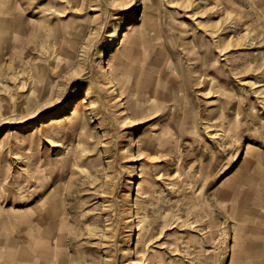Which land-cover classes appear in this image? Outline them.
I'll list each match as a JSON object with an SVG mask.
<instances>
[{"label": "rangeland", "instance_id": "rangeland-1", "mask_svg": "<svg viewBox=\"0 0 264 264\" xmlns=\"http://www.w3.org/2000/svg\"><path fill=\"white\" fill-rule=\"evenodd\" d=\"M263 222L264 0H0V264H264Z\"/></svg>", "mask_w": 264, "mask_h": 264}, {"label": "bare ground", "instance_id": "bare-ground-1", "mask_svg": "<svg viewBox=\"0 0 264 264\" xmlns=\"http://www.w3.org/2000/svg\"><path fill=\"white\" fill-rule=\"evenodd\" d=\"M109 83L108 84H110L111 82L110 81H108ZM91 92L88 90L87 92H86V94L87 95H89ZM82 103H86V100H82ZM78 104H76L75 106H74V108L72 109V111H71V115H72V117H73V119L71 118L70 120H68V122H62V120L61 119H59V118H51L50 120H49V122H47L45 125H44V128H43V130L40 132V133H37L36 134V137H37V139L39 140V137L41 136V133H43V132H47V130L49 129L50 131H51V137L52 138H54V139H58L57 138V136L55 135V134H53V132H55V131H57V130H61L62 129V127L63 126H65V125H68L69 126V128L73 131V132H76V130L79 128V122H81L84 118H83V112L82 111H78ZM68 118V117H67ZM83 122H85V121H83ZM83 125V124H82ZM45 134V133H44ZM43 135V134H42ZM14 136L15 137H17V135L16 134H14ZM32 136L34 137V135L32 134ZM44 137V136H43ZM41 138V137H40ZM32 141H34V139L32 140ZM258 177V176H257ZM141 182L142 181H140L139 183H138V187L140 186V184H141ZM146 192V191H145ZM240 198V197H239ZM226 207V206H225ZM66 210V209H65ZM65 210H64V212H65ZM143 212V208H142V206H139L138 208H137V214H140V213H142ZM18 213H22L21 212V209H17V214ZM261 217V216H260ZM263 217V216H262ZM34 221H36V224H37V227H36V231H37V234H38V231H42L45 235H46V233H45V229L47 228V234H48V227H47V224L45 223V225H46V228H43V224L42 223H44V222H41V211H40V209H38L37 208V211H36V214L34 215ZM44 221V220H43ZM69 221V220H68ZM139 222H143V221H141V220H139ZM264 223V222H263ZM146 224V223H145ZM44 225V226H45ZM71 226V225H70ZM143 228H141L140 230H138L139 231V234H138V239L140 240V241H142V242H144V244H146L149 240H151V233H149V225L147 224V226L146 225H143L142 226ZM264 227V226H263ZM71 228V227H70ZM262 230V229H261ZM257 231V230H256ZM260 231V230H259ZM258 231V232H259ZM143 232H147V234H148V236L147 237H145V238H143V237H141L142 236V234H143ZM243 233V232H242ZM257 233V232H256ZM36 234V235H37ZM238 234H239V232H238ZM66 236V235H65ZM76 238V237H75ZM138 240V241H139ZM62 248V247H61ZM61 251V250H60ZM59 251V252H60ZM57 253H58V251H57ZM62 256V255H61ZM62 258V257H61ZM71 260V259H70ZM74 260H76V259H74ZM79 261V260H78ZM56 262V261H55ZM75 263V262H74ZM60 264V263H59Z\"/></svg>", "mask_w": 264, "mask_h": 264}, {"label": "crops", "instance_id": "crops-1", "mask_svg": "<svg viewBox=\"0 0 264 264\" xmlns=\"http://www.w3.org/2000/svg\"><path fill=\"white\" fill-rule=\"evenodd\" d=\"M17 207H18V208H17ZM15 208H16V209H15L16 211H17V209H21V211L24 210V209H22L21 206H17V205H16ZM20 214H21V213H20ZM22 219L29 220V217H24V218H21V219L17 218V223H18V222H21V223H22ZM18 225H19L18 227L20 228V226H21L20 223H19ZM20 264H21V263H20Z\"/></svg>", "mask_w": 264, "mask_h": 264}]
</instances>
